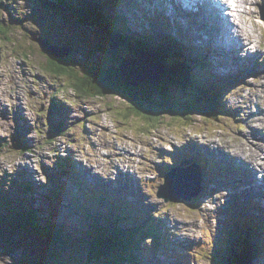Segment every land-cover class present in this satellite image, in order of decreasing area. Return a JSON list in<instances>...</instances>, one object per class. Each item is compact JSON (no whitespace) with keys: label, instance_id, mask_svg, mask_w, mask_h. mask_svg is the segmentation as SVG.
I'll use <instances>...</instances> for the list:
<instances>
[{"label":"rangeland","instance_id":"obj_1","mask_svg":"<svg viewBox=\"0 0 264 264\" xmlns=\"http://www.w3.org/2000/svg\"><path fill=\"white\" fill-rule=\"evenodd\" d=\"M84 1L87 3L77 0V6L83 7ZM127 1L128 6L114 2L109 13L107 8L99 6V9H106L104 13L114 17L108 23L109 30L100 25L85 26L78 12L68 9V0H0V264H224L218 259L224 258L227 245L219 241L230 237V241L227 240L229 246L238 245L245 236L242 232L251 242L252 253L247 264H264V239H260L264 237V224L258 225L260 219V223L264 220V169L253 171L255 163L246 167L244 162L237 160L242 153L239 150L247 146L260 161H264V148L259 151L264 142V128L259 126L264 121H258L264 117L260 102L264 95V0H233L231 3L219 0L218 5L222 3L219 19L223 15L228 26L223 31L221 25L225 23L221 19L216 26L212 24L211 30H216L212 33L213 39L203 38V32L210 34L208 29L201 30L197 39L193 30L199 31L200 26L190 28L187 25L192 23H186V17L172 13L169 4L172 0H147L148 4L140 0L144 4V15L149 18L140 16L141 12L136 14L134 8L138 1ZM57 6L65 8L64 11ZM177 11L180 13L179 9ZM197 15L191 14L195 23L203 20ZM119 17L124 21V27L115 24ZM157 17L162 21L159 22ZM242 21L249 24L244 30L248 31L251 43H237L233 29H242L236 26ZM250 25L254 29H249ZM128 28H134L137 37L142 35V42L150 38L152 48L157 42L159 47L155 48L154 54L163 51L160 58L166 52L173 56L175 51H180L175 43L176 50L161 47L163 39L159 41L160 38L165 41L177 37L182 52L184 48L191 50L188 53L191 55L183 52L180 57L186 61L189 73L196 75L191 77V88L204 92L198 97L195 93L193 96L183 93L192 104L208 103L205 92H211L207 86L212 84L202 75L217 73L226 79L227 83L221 88L217 86L219 91L221 89L219 94L211 92L221 96L217 97L216 103L224 113L210 121L195 111L191 115L193 126L189 127L172 108L173 113L159 111L158 125L150 126L140 113L132 114L130 103L119 95L92 97L77 93L70 80L76 76L80 78L92 68H111L119 73L118 67H124L126 62L139 55L151 56V60L146 59L153 65V50L147 51L146 45L134 47L133 55L127 50L134 43L120 37L124 30L130 32ZM38 40L62 48L56 57L63 59L71 75H56L47 69V54ZM232 46L229 55L226 49ZM223 47L226 49L222 50ZM157 49L161 51L157 52ZM200 49L213 60L211 73L208 70L203 73L194 65L208 64V60H200L203 57L197 54ZM218 54L223 62L217 59ZM197 57L198 61L193 63ZM153 66V77L164 74L160 66ZM163 66L168 69L165 63ZM125 79L131 78L126 76ZM213 83L222 85L216 80ZM150 86L154 91L159 82L150 83ZM162 87L171 98L166 103L171 102V107L177 105L173 99L181 98V94L169 82ZM256 90L259 91L258 99ZM227 109L232 115L226 114ZM238 121L242 124L240 127ZM259 122L262 123L259 125ZM14 143L17 148L12 147ZM243 153L249 156L246 151ZM210 155L211 162H216V167L215 164L208 167L215 171L214 175L212 171L202 170L194 161L200 158L205 165L206 156ZM173 158L180 161L178 165L186 161L195 167L200 174L201 192L195 190L196 183L186 184L183 180L185 183L182 184L178 182L179 178L169 183L171 187H164L173 170L167 165L170 166ZM154 168L157 169L155 172ZM191 170L187 166L173 171L185 175ZM245 171L257 176L254 183ZM163 173H166L165 177ZM76 179L82 180L78 183ZM82 182L85 187L80 185ZM85 182L96 185L98 190L103 186L116 197L110 196L107 200L103 191L98 197L87 195ZM250 184L257 187L252 190ZM162 185L164 198L157 195ZM178 185H191L192 191L186 195L176 193L177 200L171 199V191L165 190ZM252 200L257 202L258 209H249ZM115 202L117 208L111 204ZM128 203L132 210L129 213L122 210V207L129 209ZM120 210L125 212L124 217ZM241 210L252 213V217L243 214L247 224L240 221L243 222L242 231L238 228L236 232L233 228L240 227L237 217ZM24 215L31 216L32 225L25 222ZM248 224L257 227L259 232ZM137 225L139 229L143 228L144 237H139L136 245L139 248L130 251L133 260L122 258L119 263L116 253L109 257L93 255L90 249L95 236L93 227L106 229L107 233L118 235L126 243L127 236L130 239L139 236L131 234L134 232L132 227ZM126 228H129L127 236L122 234ZM152 231L157 236L160 234L159 245L157 236H151ZM189 255L191 260L186 262Z\"/></svg>","mask_w":264,"mask_h":264},{"label":"trees","instance_id":"obj_2","mask_svg":"<svg viewBox=\"0 0 264 264\" xmlns=\"http://www.w3.org/2000/svg\"><path fill=\"white\" fill-rule=\"evenodd\" d=\"M68 1L70 3L67 5L68 9L69 10L72 9L76 13L78 12L79 19H80V21L82 20L81 23H83L85 26L88 25V26H91L92 28H94L95 26L100 25L103 28H108V23L110 22V19L108 18V14L107 15L104 14L103 9H99V6H101V8L102 7H105V8L110 7L111 3L108 0H86L87 3H85V1H84L85 5L83 7L80 5L77 6V3H76L77 0H71V1L68 0ZM121 21L123 22V20H121ZM118 24H120V23L118 22ZM121 26L124 27L123 25H121ZM128 29L130 30V32L128 33L127 29H126V31L124 30L123 31L124 35H123V37H120V38H121V40L122 39L124 41L126 40L129 43L130 42L134 43L133 47H129V46L127 47V50L130 51V53L132 55L135 54L136 46H138L140 44L145 43L144 45H146V48H148V45H149L148 41L142 42L140 37L137 38L136 36H134L131 28H128ZM0 30H2V29H0ZM135 43H136V45H135ZM157 44L158 43L156 42V46H158ZM175 44H177L178 48H180V51L182 52V50H181L182 47H179L177 42H175ZM162 46H164L165 48L168 47V50H170V48H171V50H173L172 46H174V43H172L166 39L164 41V39H163V42L161 43V47ZM159 50L161 51V49H158V51ZM189 51H191V50H189ZM161 52H163V51H161ZM161 52H159V55ZM187 52L188 51L186 50V53ZM164 53H165V51H164ZM175 54L176 55L172 56V55H170V53L166 52L165 53L166 56L165 55L161 56V59L165 60V62L164 61L163 62L168 66V70L170 73V77L163 82L161 81V83L163 84V83L169 82V85L173 86L174 89H176V91H178V93L181 92L180 93L181 98L179 97L177 99H173L174 102H177V105L172 106V107L170 106L171 102L169 104L166 103V102L171 101L170 100L171 98H169V96L167 95V92L164 91V88L162 87V85H159L160 87L158 86L154 91H152L153 88H151L150 85L149 86H143L144 88H141L140 90H136L134 92H132L131 90H127L126 89L127 87H125V86H124V89H126V90H124V89L120 90L119 87L115 88L117 85L121 84V80L119 77H117L116 71L111 69V68H105V69L92 68L89 71H87L84 75H82L80 78L78 76H76L75 79L70 80V83L72 84V86L74 87V89L77 93L84 94V96L85 95L92 96V97H106V95H119V96H121L122 98H124L125 100H127L130 103V106L133 110L132 114L137 115L138 113H140V115L145 117L144 120L147 123H149L150 126L151 125H154V126L158 125V123H159L158 120L160 117L159 111L164 110V111H169L170 113L171 112L173 113L172 108H175L174 109L175 115L178 118H180L181 121H184L186 123V125L188 124L187 126H193L192 125L193 119H192L191 115L195 111L196 112L199 111V113L203 117H206L207 119L209 118L210 121H211V118H217V115L219 114L218 111L221 110L216 103V99H217V97L219 98V95L215 96V95H212L211 92L210 93L205 92V94L208 95V99H209L208 103L206 105H201V104L200 105H194L190 101H188V99H186V96L182 95L183 93L187 94L188 92H190V94L194 95V93L197 94L196 93L197 91L196 90H194L195 92L192 91L193 89L189 85V83L192 82L191 76L189 79V75H190L189 68H187L183 58L180 57V55L178 53H176V51H175ZM47 58H48L47 59L48 60L47 69H49L50 71L52 70V72L54 74H56V75H68V74L71 75V73L69 71V67L64 64V61H62L63 59L60 60V59H58L54 56H50L48 54H47ZM196 60H198V59H196ZM184 65H185V67H184ZM203 69H204L203 71H207L206 67H203ZM117 74H118V72H117ZM163 85L165 86L166 84H163ZM214 86H216V85H214ZM207 87H208V90H210L212 92L219 91L217 86L212 87V88H211V86L210 87L207 86ZM116 89H118L119 91H117ZM146 89L148 92H146ZM220 91H221V89H220ZM117 93H119V94H117ZM136 94L139 95L138 97L136 96L137 100H140V98H142L143 100H146V98H149V99L151 98L152 100L159 101V103L161 105L163 104V108H161V105H159V104L156 106H149L148 104H145V106L142 107V105L137 104V101L135 100ZM194 101H197V100L195 99ZM176 106H178V107H176ZM207 160L208 161L206 162V164L204 166H206V165L208 166L210 163H212L211 158H207ZM82 184H83V182L80 185L82 186ZM101 189L103 191V194L105 193V198L108 200V198L106 196H109L110 193L106 192L103 188H101ZM119 202H121V201H119ZM111 204L113 205V208L114 207L117 208V206H118L116 202L111 203ZM130 205L131 204L128 203L129 209H130ZM129 209L122 207V210H126L125 212H127V213L132 211L131 209L130 210ZM134 210L136 211V208ZM125 212L121 211L120 214H122V217H124ZM24 217L26 218L25 222L27 224H30V225L33 224L32 222H30V218H31L30 215L29 216L24 215ZM136 217H137V215L134 216V218H136ZM132 228H134V229H132V231H134V232L131 234H134L135 236L136 235H139V236L138 237L132 236V239L128 238L127 233L129 231V228H126L125 230H123L122 234L127 236L126 238L128 241L126 243H123L120 240L118 235H114L111 232L107 233L106 229H102L99 226H96V228L93 227V231L95 232V236H94V239H92V241L90 243V249L92 250L93 255L94 256L98 255V256H102V257L103 256L109 257L110 254L116 253L117 255L115 254V256H116V259L118 260L119 263L120 262L122 263V258H124L128 261L133 260L131 257L130 251L133 248L134 249L139 248V246L136 247V245H138L139 239L144 237L143 236L144 230L141 227L139 229L138 225L136 227L134 226ZM238 228L240 229V231H242V224L240 227L235 226L233 228V230L238 232V230H239ZM149 230H151V228H149ZM149 230H147V231H149ZM126 231H127V233H126ZM137 231H139V232H137ZM152 233H154V234L151 236H157V234L154 231H152ZM242 233L245 236L242 238L241 241H239L238 245L235 244L234 246H232L233 244H231L229 246L228 241H230V237H228L226 239L223 238L221 241H219L220 243L227 245L226 251H223L225 253L224 258L220 257L218 259L219 261L224 262V264H247V262L249 260L248 258L251 257L250 253H252L251 249H250L251 248V245H250L251 242L248 241L249 238L247 237V234H245L244 232H242ZM159 236H160V234H158V236L156 237L158 245H159ZM139 237H141V238H139ZM251 238H253V237H251ZM260 239L262 240V238H260ZM216 251H217V253L219 252L218 250H216ZM221 254H222V251H221ZM142 258H143V256H142ZM218 260H216V261H218ZM219 264H223V263H219Z\"/></svg>","mask_w":264,"mask_h":264},{"label":"bare ground","instance_id":"obj_3","mask_svg":"<svg viewBox=\"0 0 264 264\" xmlns=\"http://www.w3.org/2000/svg\"><path fill=\"white\" fill-rule=\"evenodd\" d=\"M179 2V12L183 15V17H186V18H184V20L186 21V23H189V24H191V25H187L188 27H190V28H192V26H196V28H198V26H200V30L198 31V30H193V32L195 33L196 32V38L198 39V38H200L199 36H200V31L202 30V32L203 31H205V30H207L208 29V31H210V34H207L206 32H203V38H208V39H213L214 38V36L212 35V33H214L216 30H211V25L214 27V26H216L215 25V23H218V19H219V16H218V14H219V12L221 13V10L219 11V9H220V7L222 6V3L220 4V5H218L219 4V0H178ZM237 1V0H236ZM185 2V3H184ZM236 3V2H235ZM170 4V9L172 8V4H171V2L169 3ZM186 5V6H185ZM238 5V4H237ZM235 8V7H234ZM239 9V8H238ZM235 10V9H234ZM171 12L172 13H174V14H176V15H179L176 11L175 12H173L172 10H171ZM190 12V13H189ZM201 12H202V14H201ZM245 12V11H244ZM192 13H194V14H198L197 16H199L200 18H203V20L202 19H200V22H198V23H195L194 22V18L193 17H191V14ZM236 13V12H235ZM225 14V13H224ZM200 15H208V16H200ZM239 16H240V13L238 14ZM242 15V14H241ZM249 15V14H248ZM78 16V15H77ZM235 16V15H234ZM164 17V16H163ZM191 18L189 21L187 20V18ZM216 19V20H215ZM220 19H221V21H223L224 23H225V25H221V27L223 26V31L227 28V26H228V24H227V19L226 18H224V16L223 15H221L220 16ZM219 19V20H220ZM245 20H246V18H244ZM204 21V22H203ZM231 21V20H230ZM203 22V23H202ZM233 22V21H232ZM234 23V22H233ZM248 23H246L245 24V22H241L240 24L239 23H237L236 24V26H240V27H242V29L241 28H239V27H234V33H235V37L238 39V42L237 43H242V44H244L245 43V41H248L249 43H251L250 42V38H249V33H248V31L247 30H244V28H246V25H247ZM250 24H253V23H250ZM249 25V24H248ZM204 26V27H203ZM254 29V27H252L251 25H250V28L249 29ZM248 29V30H249ZM220 31V30H219ZM245 31H247V32H245ZM230 32V31H229ZM228 32V33H229ZM217 33V32H216ZM221 35V34H220ZM247 36L246 38H243V36ZM185 36V35H184ZM217 38V37H216ZM185 39V38H184ZM225 39V38H224ZM219 40H221V39H219ZM254 40V39H253ZM118 43V41H115V44H117ZM247 43V42H246ZM207 44H208V48H209V46H210V43L209 42H207ZM116 46H119L118 44L116 45ZM227 46V45H226ZM187 47H188V49H192V48H190L188 45H187ZM244 47V46H243ZM234 48V46H232V48L231 47H229V48H227L226 49V47L224 48H221L222 50L223 49H226L227 51H228V53H229V55H231V53H232V51L233 50H231V49H233ZM153 49V48H152ZM172 49L173 50H176L175 48H174V46H172ZM229 50H231V51H229ZM155 51V50H154ZM154 51H153V58H154V60L153 61H151L152 63H153V65H154V67L156 66V65H158V66H160L159 68H161V65L163 66L164 65V63L162 62L161 63V58L159 57V55L158 54H154ZM215 51H217V50H215ZM236 51H237V49H236ZM243 51H245V49H243ZM68 52V51H67ZM152 52V51H151ZM200 53H202L203 54V57H201L200 58V60L202 59V60H208V64L206 63V65L205 66H203V67H206V66H208V68H207V70H208V72H210L211 73V66H212V61L209 59V57L206 55V54H204V50H202V49H200V51H199ZM250 52V51H249ZM211 54V53H210ZM244 54V56L246 55H248V53H243ZM140 56V55H139ZM144 57H148L150 60L152 59V58H150L151 56H147V55H143ZM155 56H158V58H156ZM243 56V57H244ZM218 57V58H217ZM216 58L217 59H219V60H221V62H223L222 61V56H221V54L219 55L218 54V56H217ZM57 58V57H56ZM197 59H199V57H197ZM163 61V60H162ZM198 60H196L195 58H194V60H193V63H196ZM257 62V61H256ZM155 63V64H154ZM204 64V63H203ZM214 64V63H213ZM195 65H197L196 67L198 68L199 67V71H201V69L202 70H204L203 69V67H200V65H198V63H196ZM165 66H167L166 64H165ZM164 67V66H163ZM165 68V67H164ZM238 69V68H237ZM162 70V69H161ZM206 71H203V73H205ZM130 73H132L131 71H130ZM236 74V73H235ZM202 76H204L205 78H207V79H209V81H210V83L212 84V85H210L211 86V88L212 87H214V85H216V86H219L220 88L225 84V83H222V85L221 84H218V83H216V84H214L213 83V80H212V78H211V76H210V74L208 73V74H205V75H202ZM235 79V78H234ZM148 84H150V83H148ZM219 92L220 91H217V94H219ZM255 92V91H254ZM227 94V93H226ZM226 94H224L225 96L223 97V98H225L224 100H225V102H226V98H227V95ZM252 94H254L253 92H252ZM258 96H259V91L258 90H256V98L258 99ZM260 102H261V104H262V106H263V108H262V112H264V95H262L261 96V98H260ZM227 103V102H226ZM254 105V104H253ZM227 108H229V107H227ZM254 109L255 110H258V108H256V106L254 105ZM228 110V113H226V114H231L232 112L229 110V109H227ZM236 113V112H235ZM257 117H258V115H256ZM252 118H253V115H252ZM258 121H264V117L262 116V117H260V118H258ZM262 122H259L258 124L260 125ZM259 127H263L264 128V123H262V125L261 126H259ZM250 130V129H249ZM257 132V131H256ZM263 132V131H262ZM261 132V133H262ZM191 133V132H190ZM249 133V137H251V132H248ZM256 138H257V136H256ZM260 140H262V139H260ZM262 141H264V140H262ZM263 144H264V142H263ZM261 145V148L259 149V151L261 152L262 151V149L264 148V145ZM247 146H244V147H242V149H240L239 151L241 152L242 151V153H240V155H242V156H240V155H238L237 156V160L239 161V162H244L245 164H246V167H249L250 165H252V163H255V167H256V170H262V169H264V161H260L259 160V158H258V155L257 156H255V152H253V151H250V150H248V148H246ZM248 147H250V146H248ZM243 151H246L248 154H249V156H246L247 154H244L243 153ZM258 151V152H259ZM235 152H237V151H235ZM259 152V153H260ZM207 158H211V155L210 156H206ZM231 158V157H230ZM261 158V157H260ZM253 161V162H252ZM215 165H216V162H215ZM217 165H219V164H217ZM260 165V166H259ZM29 166V165H28ZM261 167V168H260ZM169 169H171V168H169ZM168 169V170H169ZM157 169L156 168H154V172L156 171ZM162 172V171H161ZM242 172H243V169H242ZM187 173H190V174H187ZM185 175H183L182 173H173L172 172V170L170 171V174L167 176V180H168V182H166L165 180H164V183H165V185H164V187L165 188H169V187H171V185L169 184L170 182H173V181H175V180H177L178 178V182H180V183H182V184H184L183 183V180H185L186 181V184H195L196 183V181H194L193 180V176H196L194 173H193V171L191 170L190 172L188 171ZM245 173H246V171H245ZM158 174V172L157 173H155V175H157ZM164 174V173H163ZM166 174V173H165ZM164 174V177L166 176ZM247 174V173H246ZM28 175V174H27ZM183 177H185L184 179H182V176ZM247 175H249V177L251 178L250 179V181L252 182V183H254L255 182V179L256 178H254L253 177V175H254V173H249V174H247ZM133 176V175H132ZM245 177V176H244ZM159 179V178H158ZM81 180L82 179H76V181L78 182V183H80L81 182ZM146 180V179H145ZM159 180H161V179H159ZM80 181V182H79ZM85 184H87L86 182H85ZM260 184L263 186V184L260 182ZM258 185V184H257ZM95 187H96V185H94ZM196 186V185H195ZM250 188H252V190H254L257 186H254V185H252V184H250V186H249ZM100 188V187H99ZM101 188H103L104 190H106L105 189V187H101ZM164 188V189H165ZM176 189V188H175ZM120 190V189H119ZM184 191H185V189H183ZM189 190H190V192L192 191V186L190 185L189 186ZM264 190V189H263ZM168 191H171L170 192V196H176V193H175V191L177 192V190H174L173 188L171 189V190H165V192H168ZM249 191V190H248ZM98 192V191H97ZM99 192H100V189H99ZM98 192V193H99ZM162 193V194H161ZM163 193H164V190H163V185L160 187V189H159V192L157 193V195L159 196V197H161V195L163 196ZM257 193H260V192H257ZM263 193V192H262ZM263 196V195H262ZM163 198H164V196H163ZM172 202V201H171ZM139 210H141V209H139ZM242 211V210H241ZM240 211V212H241ZM261 212V211H260ZM262 213V212H261ZM256 215V214H255ZM135 219V218H134ZM217 223V222H216ZM218 224V223H217ZM251 225V224H250ZM249 231V230H248ZM257 233V232H256ZM221 236V235H220ZM219 236V237H220ZM208 237V236H207ZM218 238V237H217ZM262 239H264V237H261ZM206 241V240H205ZM162 246V245H161ZM177 246L175 245V248H176ZM167 248V247H166ZM174 248V247H173ZM177 250V249H176ZM193 250V249H192ZM191 250V251H192ZM173 251H174V249H173ZM171 254H173V255H175L174 254V252H172ZM170 256H172V255H170ZM186 259V260H185ZM184 260L186 261V262H190V260H191V256L189 255L187 258H185Z\"/></svg>","mask_w":264,"mask_h":264},{"label":"water","instance_id":"obj_4","mask_svg":"<svg viewBox=\"0 0 264 264\" xmlns=\"http://www.w3.org/2000/svg\"><path fill=\"white\" fill-rule=\"evenodd\" d=\"M57 7H59V9L62 10V11H64V9H65V8H62L61 6H57ZM38 42L41 44V46L43 47L44 52L46 54H49L51 56L53 55L55 57L59 56L60 49H62V48H56L55 46L50 45L47 41L38 40ZM66 54H68V52H66ZM161 63H162V61H161ZM152 66L153 65L146 59V57H143V55H140L136 59L134 58V59L126 62L124 67H118L119 68V70H118L119 73L118 74L116 73V75H117V77L120 78L121 84L117 85L115 88L119 87V89L122 90V89H124V86H125V87H127L126 88L127 90H131L132 92H134L136 90H140L141 88H144L143 86H149L150 84H148V83L155 84V83L159 82V85H162V86H164L163 84H167V83H163L162 84L160 82V80L163 82V81H165V79L163 80V78H167L168 79V77L170 76V73L167 71L168 69H165L161 65V69L163 70L162 72H164V74L161 75V74L158 73L159 74L158 76L153 77L154 76V75H152L153 71L151 70ZM146 69L147 70L150 69V71H147ZM128 71H132V73H130ZM129 75H131V76H129ZM126 76L131 78V79L130 80L125 79ZM126 89H124V90H126ZM116 90L119 91L118 89H116ZM117 94H119V93H117ZM106 96H108V95H106ZM135 100L137 101V104H141L142 107H144L145 104H148L149 106H156V105L160 104L159 101L152 100L151 98L150 99L146 98V100H143L142 98H140V100H137L136 96H135ZM12 147L13 148H17V143H14V145H12ZM173 170H175V169H173ZM173 170H172V172L176 173V171H173ZM180 187H182V188H180ZM173 189L177 190V192L175 191V193H177V194L178 193H184L186 195V194H188L190 192L189 187L187 185L174 186ZM181 189H185V191L183 192ZM178 190H181V191H178ZM163 195H164V193H163ZM175 197L176 196H172L171 199H173Z\"/></svg>","mask_w":264,"mask_h":264},{"label":"clouds","instance_id":"obj_5","mask_svg":"<svg viewBox=\"0 0 264 264\" xmlns=\"http://www.w3.org/2000/svg\"><path fill=\"white\" fill-rule=\"evenodd\" d=\"M228 2H230V3H231V2H233V0H228Z\"/></svg>","mask_w":264,"mask_h":264}]
</instances>
